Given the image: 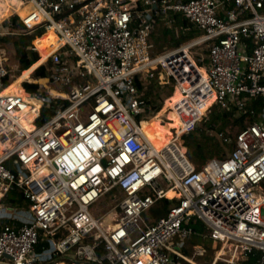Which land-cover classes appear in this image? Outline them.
Instances as JSON below:
<instances>
[{
  "label": "built area",
  "instance_id": "1",
  "mask_svg": "<svg viewBox=\"0 0 264 264\" xmlns=\"http://www.w3.org/2000/svg\"><path fill=\"white\" fill-rule=\"evenodd\" d=\"M14 7L39 54L22 83L48 93L3 94L12 74L0 31V264H202L193 256L207 248L184 251L202 234L214 241L209 264H239L257 252L256 264H264V107L261 121H246L233 137L219 134L234 143L225 157L197 167L182 140L214 105L251 114L255 99L264 106V0H18ZM176 14L190 25H175ZM158 18L176 39L202 32L159 51ZM49 31L62 43L42 60L34 40ZM41 66L46 76L33 77ZM153 80L180 92L171 108L180 130L161 149L140 118L152 109L142 87ZM49 83L65 90L53 93ZM15 191L27 205L7 201ZM107 195L116 204L96 216ZM164 198L177 202L154 215Z\"/></svg>",
  "mask_w": 264,
  "mask_h": 264
},
{
  "label": "trees",
  "instance_id": "2",
  "mask_svg": "<svg viewBox=\"0 0 264 264\" xmlns=\"http://www.w3.org/2000/svg\"><path fill=\"white\" fill-rule=\"evenodd\" d=\"M7 2H9L11 4V8H12V6H15L16 3L18 4V1H14V0H7ZM0 5H1V3H0ZM17 12L20 13V8H17ZM1 18H4L2 16V13L0 14V19ZM174 20H175L174 21L175 25H180V24L190 25L189 21L182 14H176L174 16ZM160 22H161V20L158 18L155 21V25H157ZM5 24L7 26L11 25L13 27H20V28L21 27L23 28V26H24L23 23L21 22V20H19L18 16H13L11 18V24H8V22H6ZM197 32L198 31H196V30H192L187 34H183L180 39L173 38V43L175 45H178L180 42H182L185 39L190 38L192 35L196 34ZM163 33L166 37L169 34L172 35L174 32H173V29H171L169 27H165L163 30ZM154 36H155V34H154ZM1 39L4 43L5 41L10 40V36H8V34H5V35L1 36ZM32 39H33V34L23 33V34L19 35L17 40L13 41L14 44L16 45V47L18 48V51L20 54L19 60L21 63V73L24 71H29L33 67L37 66L36 62L39 60L38 52L28 49L29 44L31 43ZM156 39H158V37H156ZM34 43L36 44L37 48L40 50V54L42 57L56 47V42L47 40L45 37V34L43 36L35 38ZM44 58H45V56L42 58V60ZM34 63H36V64H34ZM21 73L19 74V76L21 75ZM46 74L47 73H46V69L44 66H41L38 69H36V71L34 73L36 78H43L46 76ZM156 86H160V85L156 82V80H153L152 83H150V85H149V90L147 92H144V97L151 104H153V102H154L152 100V96L154 95V92H155L154 87H156ZM24 88L27 92L33 93V95H35V96L45 94V92H41V93L38 92L39 85L35 84V83L25 82ZM11 90H14V93H17V94L23 93V89L21 88V86L16 91H15L14 87H12ZM173 90H174V87L172 85V90H171L170 94L173 93ZM32 102L38 104V102H36L35 99ZM153 107H154L155 114H157L162 107V103L161 104H153ZM249 107H250V105L248 104L247 108H249ZM261 108L262 107H259L256 105V108H255L256 113L255 114H251L250 111H244V110L238 108L237 106H235L231 110H223V111H219V112L214 111L211 118L209 119V121L206 122V126L209 130H213V131L216 130L217 137L221 132H223L225 135H228V133L225 131V129H226V126L228 125V123L231 121H233L234 124L239 125L241 128L245 127L246 121H250V122L261 121L262 117L259 116V113L261 112ZM171 111L175 112L172 109H171ZM36 114H37L36 111L31 113L29 120L31 121ZM175 119L180 120L177 114H176ZM158 122H160V125H162V126L164 124H166L164 129H168V127L170 126L168 123H166L162 119H158ZM202 130L203 131H201L200 127H196L194 130H192V131H190L184 135V138L186 139L185 145L188 148V156H189L190 160L194 163V165H196L197 167H200L202 164H204L205 162H207L208 160H210L213 157H216V156L225 157V156H227V154L234 147V143L224 141L223 138H220V137H219V140H216L215 136H208V135H206L205 130L203 128H202ZM197 133H199L200 135H198ZM169 141L170 140L167 139V143ZM226 146H227V149H226ZM7 201L12 206H21V205H27L28 204L27 200L18 191L13 192L12 196L7 198ZM176 202H177L176 199L170 200V199L164 198V199L160 200L156 204V206L152 209L153 214L156 216H161V215L167 214L169 205L174 204ZM194 227L197 231H200V232H203L205 230V227L199 222L195 223ZM185 252H188V251L185 249ZM259 257H260V253L257 252L256 254L251 255L248 260L243 261L240 264H256Z\"/></svg>",
  "mask_w": 264,
  "mask_h": 264
},
{
  "label": "rangeland",
  "instance_id": "3",
  "mask_svg": "<svg viewBox=\"0 0 264 264\" xmlns=\"http://www.w3.org/2000/svg\"><path fill=\"white\" fill-rule=\"evenodd\" d=\"M14 1H18V0H14ZM0 3H1L0 14L2 13V16L4 17L0 19V31H3L4 35L8 34V36H10V40L5 41L4 44L6 48V55L8 57L7 64L12 74L11 79L15 78L13 80L15 82L9 87V89L17 85L18 87L21 86V88L25 90L24 83L21 82L23 80V77H22L23 72L21 73V63L19 60L20 54H19L18 48L16 47L13 41L17 40L19 35L25 33L26 31H24L22 27L21 28L13 27L11 25L7 26L5 24L6 22H8V24H11V18L13 16H18V15H13V12H14L13 10L15 9V7L12 6L11 8V4L7 2V0H0ZM17 8H20L19 14L21 16H25L27 14V11L29 10L28 7L23 8L19 6ZM260 12H264V10L260 9ZM165 27H166V24L161 21L155 31L154 39L156 43V48L159 51H165L166 49H171L175 46V44L173 43V38H174L173 34L172 35L169 34L165 37L163 33V30ZM201 32L202 31H198L197 34H200ZM193 36H195V34L192 35L191 37ZM156 37H158V39H156ZM32 44H33V41H31V43L29 44V47H28L29 50H31ZM20 73L21 75L19 76ZM32 76L34 77L35 75L33 74ZM150 83H152V81ZM149 85L147 87H142L143 91L147 92L149 90ZM172 85L173 84L171 83L168 85H160V86L154 87L155 92H154V95L152 96V100L154 101L153 104L162 103V107L160 111L157 114H155L153 104H151L152 105L151 111L140 117L141 119H144V122L142 123V128H145V133L148 136L155 138L157 141L160 140V141H164L165 143H167V139L170 141L173 139L174 137L173 129L179 128L178 130H180V126H181V121L178 119H175L176 113L171 111V108L174 102H176L180 98V92L178 90H175V91L173 90V93L170 94L172 90ZM49 89H52L53 93L65 90L64 88H62L60 83H49ZM11 92L14 93V90H11ZM46 93H48V89H45V94ZM254 103L255 104L252 105L253 107L255 106L254 108H256V105L259 107H264L262 105L261 99H255ZM214 111L219 112L223 110H221L218 106L214 105L213 108L207 113V115L199 122L197 127H200L201 131H203L202 130L203 128L205 130L206 135L215 136V139L219 140L220 136L218 135L217 137L216 130L215 131L209 130L206 126V122L209 121ZM158 119H162L166 123H168L170 125L168 129H164L166 124H164L163 126L160 125V122H158ZM240 129L241 127L239 125L234 124L233 121H231L226 126L225 131L229 134L230 137H233L234 134ZM197 134L200 135L199 133ZM182 140L185 143L186 139L184 137ZM226 149H227V146H226ZM216 157H219V156H216ZM115 204H116L115 198L113 196L110 197L107 195L106 197L102 198L94 206L93 211L96 216H101L105 213L111 212ZM108 222L112 223V216L108 218ZM206 232L207 230H205V233ZM199 244L203 248L204 247L207 248V252L205 253V255L193 256V258L202 264H209L215 255L214 248H213L214 241L209 236H205L203 234L194 235L192 238H190L187 241V245H186V248H184V251L186 249L188 251L186 253L193 255L195 251L197 250L194 245H199Z\"/></svg>",
  "mask_w": 264,
  "mask_h": 264
},
{
  "label": "bare ground",
  "instance_id": "4",
  "mask_svg": "<svg viewBox=\"0 0 264 264\" xmlns=\"http://www.w3.org/2000/svg\"><path fill=\"white\" fill-rule=\"evenodd\" d=\"M24 8V7H23ZM45 37H46V39L47 40H49V41H53V42H56V47L55 48H57L58 46H60V44L62 43V41H60L59 39H58V37L53 33V31H49V32H47V33H45ZM54 48V49H55ZM54 49H52L51 51H49L47 54H45L44 56H45V58L54 50ZM43 56V57H44ZM42 57V58H43ZM36 68V66L35 67H33L32 69H30L29 71H24L23 73H22V77H23V79L25 80V79H28V78H30L31 77V74H32V72H33V70ZM18 78V77H17ZM15 81H12L11 82V84L3 91V94H7V93H12L11 92V89H9V87L14 83ZM41 82H45L44 80H42ZM14 88H15V91L19 88L17 85H15L14 86ZM26 91L25 90H23V93H22V95H24V94H26L25 93ZM34 99H32L31 101H33ZM36 102H37V100H36ZM34 112V111H33ZM32 112V113H33ZM31 114V113H30ZM30 114L28 115V117H27V120H29L30 119ZM112 126H113V128L114 129H120V124L117 122V121H114L113 123H112ZM142 130L144 131V133H145V128H142ZM146 134V133H145ZM147 135V134H146ZM147 137H148V139L150 140V142L157 148V149H161V148H163V147H165L167 144H169L171 141H169L168 143H165L164 141H157L155 138H153V137H150V136H148L147 135ZM176 193L174 192V191H169L168 192V196H173V195H175ZM111 219V218H110ZM113 220V219H112ZM110 222V221H109Z\"/></svg>",
  "mask_w": 264,
  "mask_h": 264
},
{
  "label": "crops",
  "instance_id": "5",
  "mask_svg": "<svg viewBox=\"0 0 264 264\" xmlns=\"http://www.w3.org/2000/svg\"><path fill=\"white\" fill-rule=\"evenodd\" d=\"M14 11V10H13ZM15 79V78H14ZM14 79H11V81H13ZM25 89V88H24ZM26 91V90H25ZM240 264V263H239Z\"/></svg>",
  "mask_w": 264,
  "mask_h": 264
}]
</instances>
